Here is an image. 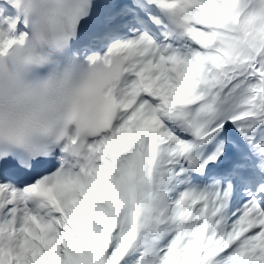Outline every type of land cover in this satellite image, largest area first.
Masks as SVG:
<instances>
[{"label": "snow or ice", "instance_id": "snow-or-ice-1", "mask_svg": "<svg viewBox=\"0 0 264 264\" xmlns=\"http://www.w3.org/2000/svg\"><path fill=\"white\" fill-rule=\"evenodd\" d=\"M32 73L74 88L0 141V264H264V0H0Z\"/></svg>", "mask_w": 264, "mask_h": 264}, {"label": "clouds", "instance_id": "clouds-1", "mask_svg": "<svg viewBox=\"0 0 264 264\" xmlns=\"http://www.w3.org/2000/svg\"><path fill=\"white\" fill-rule=\"evenodd\" d=\"M41 79L32 73L23 84L7 78L0 84V141L27 149L64 131L67 95L74 85L62 83L43 89L39 86ZM74 127L79 130L78 118Z\"/></svg>", "mask_w": 264, "mask_h": 264}, {"label": "bare ground", "instance_id": "bare-ground-1", "mask_svg": "<svg viewBox=\"0 0 264 264\" xmlns=\"http://www.w3.org/2000/svg\"><path fill=\"white\" fill-rule=\"evenodd\" d=\"M97 2H103V0H97Z\"/></svg>", "mask_w": 264, "mask_h": 264}]
</instances>
